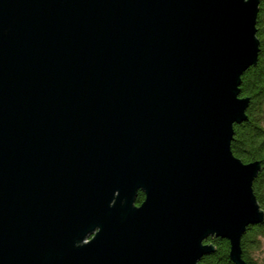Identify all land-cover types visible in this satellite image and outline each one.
<instances>
[{
  "label": "water",
  "instance_id": "1",
  "mask_svg": "<svg viewBox=\"0 0 264 264\" xmlns=\"http://www.w3.org/2000/svg\"><path fill=\"white\" fill-rule=\"evenodd\" d=\"M259 4L0 0V264H247Z\"/></svg>",
  "mask_w": 264,
  "mask_h": 264
},
{
  "label": "trees",
  "instance_id": "2",
  "mask_svg": "<svg viewBox=\"0 0 264 264\" xmlns=\"http://www.w3.org/2000/svg\"><path fill=\"white\" fill-rule=\"evenodd\" d=\"M262 10L257 17V37L260 41L258 60L241 76L240 96L250 99L246 109L247 119L234 124V134L231 142L232 153L244 163L260 161L261 169L253 180V193L264 211V21ZM144 199L143 192L139 191L136 204ZM264 239L263 220L247 227L241 239L242 258L247 264H264V259L255 255L261 250V241ZM207 243H212L215 251L203 256L198 264H234L229 257V241L225 238L210 237Z\"/></svg>",
  "mask_w": 264,
  "mask_h": 264
},
{
  "label": "rangeland",
  "instance_id": "3",
  "mask_svg": "<svg viewBox=\"0 0 264 264\" xmlns=\"http://www.w3.org/2000/svg\"><path fill=\"white\" fill-rule=\"evenodd\" d=\"M262 2H263L262 3L263 4L262 5V8H263V10H262V12H263L262 13V18H263V21H264V0ZM255 255H259L260 257H262V259H264V239H262V241H261V250L255 251Z\"/></svg>",
  "mask_w": 264,
  "mask_h": 264
},
{
  "label": "flooded vegetation",
  "instance_id": "4",
  "mask_svg": "<svg viewBox=\"0 0 264 264\" xmlns=\"http://www.w3.org/2000/svg\"><path fill=\"white\" fill-rule=\"evenodd\" d=\"M262 1H263V0H260V4H259V7H260V8H259V12H260V10L262 9V5H263V4H262V3H263Z\"/></svg>",
  "mask_w": 264,
  "mask_h": 264
}]
</instances>
